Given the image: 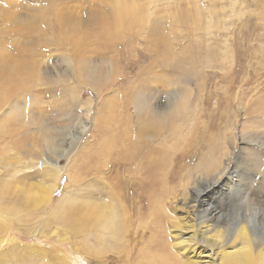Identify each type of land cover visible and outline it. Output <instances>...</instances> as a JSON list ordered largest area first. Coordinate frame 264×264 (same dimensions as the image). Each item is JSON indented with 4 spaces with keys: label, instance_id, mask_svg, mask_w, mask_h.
I'll list each match as a JSON object with an SVG mask.
<instances>
[{
    "label": "rangeland",
    "instance_id": "1",
    "mask_svg": "<svg viewBox=\"0 0 264 264\" xmlns=\"http://www.w3.org/2000/svg\"><path fill=\"white\" fill-rule=\"evenodd\" d=\"M134 2L143 7L141 11L146 10L145 15L148 12V18H142L133 30L126 26L116 33L106 26L114 0H0V83L15 79L12 74L19 66V56L24 55L31 68L26 70L27 79L23 78L26 92L8 96L5 87L0 86V264H51L48 261L54 258L52 264H98L81 250L92 240L91 235L85 239L89 217H83L90 209L76 213V220H83L84 225L75 234L71 226L69 230L50 221L48 213L60 194L74 196L79 185L85 188L86 183H93L91 192L81 196L80 202L103 197L110 169H91L88 165L92 161L86 158L104 134L103 123L94 119L103 118L99 111L106 109L100 106L105 98L116 94L123 99L124 91L137 84L150 91L158 90L153 92L158 102L167 95L177 93L173 98L178 99L186 94L182 126L192 125L191 134L203 126L201 140L188 139L187 156L180 161L181 176L177 174L167 183L172 192L162 203L168 218L163 215L155 221L154 249L167 246L174 264L197 260L191 252H184L187 248L183 245L190 235L187 230L196 223V216L188 208L189 196L216 178L214 190L202 193L206 201L222 211L223 221L214 228H228L249 219L252 232L264 235V209L255 201L249 203L251 198L264 197V0ZM84 63L100 70L102 80L97 88L80 84L79 70ZM63 84L81 85L78 103H71L66 110L60 109L62 102H69L67 95L60 94L58 87ZM85 98L90 99L86 130L78 142L75 138L72 141L67 133L73 131L75 135L80 129L77 121L83 122L85 117ZM69 115L74 118L65 127L66 139L62 142L67 153L56 160L64 171L50 198L49 187H53L58 175L43 173L38 124L46 121L63 130ZM170 129L159 135L158 141L164 138L166 144L172 143ZM231 171L234 172L228 176ZM76 174L77 182L67 183L69 175ZM142 203L137 202L139 211ZM125 208L128 210L127 201ZM69 212L70 216L67 212L63 215L74 222L76 216L73 210ZM239 235L236 243L224 247L226 251L246 245ZM74 236L80 240L72 247ZM239 254L245 258L238 264H264L260 252L251 258L245 252ZM131 255L134 258V251ZM107 261L105 264H119Z\"/></svg>",
    "mask_w": 264,
    "mask_h": 264
},
{
    "label": "bare ground",
    "instance_id": "2",
    "mask_svg": "<svg viewBox=\"0 0 264 264\" xmlns=\"http://www.w3.org/2000/svg\"><path fill=\"white\" fill-rule=\"evenodd\" d=\"M134 1L136 0H114L115 5L113 6V12L110 16L111 18L106 23L107 28H109L108 30L113 29L117 33L119 29L122 31L123 27L126 26H130L133 30L134 25L138 24L142 18H148H146L148 12L145 15L143 11L146 10L143 9V11H141L143 8L142 4V8H140L136 4L137 2L135 3ZM40 22L43 23V21ZM40 22L37 24H41ZM104 30L106 29L102 28V31ZM162 40L164 41L163 37ZM23 56L18 57L19 66H16L17 69L12 74L15 76V79H8L6 82L7 84H5L4 80V83H0V86L5 87L4 93L8 96L21 91L26 92L23 84V78L26 76L25 73L27 74L29 72L28 68L30 67L27 63L28 61ZM9 58L11 59V57ZM8 62L11 61L8 60ZM91 62L89 64H91ZM81 66V69L79 70L80 84H84L85 87L89 85L91 87L93 86L94 88H97L96 84L98 81L100 82L102 80L100 70L95 67L89 68L85 63ZM26 70L28 72H26ZM80 84L77 85L78 87L75 85L70 86L64 84L61 85V87L57 86L60 88V94L67 95L70 102H67L65 105V101L62 102L61 106L59 105L61 110H66V106H69L71 103H78V94L81 92V89L79 88ZM157 91H150L148 88L137 84L131 85V87L124 91L125 94L123 95V99L120 96L117 97L116 94H112L113 96L107 99L105 98L100 106L106 109L104 111H99L103 118L94 119L99 124L103 123L102 132H104V134L102 135V140L98 143V145H90L94 146V150L88 154V157H86L89 162L92 161V163L88 165V167H91V169L93 167H98L97 169H100V171L101 167H105L108 169V171L110 169L108 180H106V185H104V189L106 190L103 193V197H91L93 199L90 198L89 202H80L81 199L79 198L81 196H83L85 193L91 192L93 183H86L85 188L84 186L79 185L77 189L78 193L74 196L68 195L66 192L60 194L56 205L50 208L55 213H52L51 210L48 213V218L50 221L58 223L63 228H67L69 230L71 226V231L73 234H75V232H78V230L84 225L83 220H76L78 217V214L76 213H79V210L82 209H90L88 210L89 214L85 213V215H83V217H89L88 231L85 233V235H88L84 236L85 239H88L89 235H91L92 240L91 243H88V246H85L81 250L84 251L88 259L97 262L98 264H105L107 260L117 261L119 264H174V258L171 256L167 246H162V248L160 247V250L154 249V245H156L154 241L156 239L154 240L153 229L156 228H154L155 221L160 216L165 214L162 203L163 198L166 196L168 197V195L172 192V188L167 185L168 181L175 178L177 174H179V177L181 176L179 173V171L182 169L180 161L185 159L187 156L185 153V146L188 144V139H190V141H195L197 138L201 140L203 135L202 129L200 128L203 126L196 127L195 132L192 134L191 132L194 131V127L192 125L189 127L187 125L186 128L182 126L183 115L186 110L185 105L188 102L186 94H181L180 98L178 99L175 97L176 100H174L175 98H173V96H175L177 93L173 96L167 95V98L165 97L163 101L158 102L155 100L154 97L156 96L153 94V92L158 93ZM85 99L86 100L84 103L81 102L85 109V115L83 114L85 117L83 118V122L77 121L79 123L77 127L80 129L75 131L77 132L75 135L73 131L67 133L70 140L72 141L75 138L76 142H78V140L81 138L79 137L80 134L84 131V129L86 130L85 127L87 125L84 124H87L89 120L88 111L90 99ZM45 115L46 114H44V116ZM73 118L74 117L72 115L66 117L64 121L65 125H62L64 126L63 130L62 127H53L52 125L45 123L46 121L44 122L43 120L42 121L44 123L38 124L39 134H41L40 140L42 142L44 154L41 159V166L44 167L42 169L43 173L45 175H49L51 172H53V174L58 175L56 182L53 184L54 188L51 186L49 187L48 193L50 198L57 187L58 180L60 179L59 175H61V173L64 171L61 167L56 165V160L58 157L64 156L67 153V148H62V142L64 139H66L64 138L66 135L65 127L68 126L67 124L73 120ZM190 119L191 118L189 116V120ZM169 129L172 133V136L174 137V139L171 140L172 143L166 144L165 141L167 140L164 138H160L158 141L157 137H159V135L162 136L163 132L168 131ZM37 135L38 133L35 136ZM195 144L200 145V143L197 141ZM222 152L224 153L225 151ZM1 159H3V157ZM222 168L224 167L222 166ZM233 172L234 171H231L230 174L227 175L229 176ZM76 178H78V174H76L75 177L73 175H69L67 183H69L70 180L77 182ZM260 178L261 177H259V179ZM216 181L217 178L211 184L206 185V187L201 191L198 192V190H196L192 196H189V204L186 202L188 204V208L193 214L192 216H196V223L193 229L187 230L189 231L190 235L186 237L184 241L185 243L183 244L181 241L180 242L187 248L186 250L184 249V252H191L192 255L197 259L193 260L192 262L190 261L187 264H221L223 261L225 264H238L242 263L243 258H245L239 254L241 251L245 252L249 258H251V256L257 257L259 252L264 256V235L259 236L258 233L255 234L252 232L251 228L249 227V219L246 220L245 223L241 222L242 225H240L238 230H231V226H228V228H226L227 226L222 227L221 229L214 228L215 225H218L221 221H223L220 220L222 211L220 208L217 209L211 202L206 201V199L203 198L205 194L203 195L202 193L207 190L213 191ZM259 181H262L263 183L262 179ZM101 189H103V187ZM253 190L251 189V191ZM125 192L126 194L123 195ZM259 194L261 195L262 193ZM125 201H127L128 210L125 208ZM137 202H143L141 204V211H139ZM70 207L72 209H70ZM72 210L74 212V216H76L72 219L74 222L70 221L66 217L68 215H63V213L67 212V214L70 216L69 211ZM164 216L166 217L167 214ZM180 223V221L179 224L177 223L178 226ZM174 231L177 232L178 230L176 229ZM239 231L241 233H239ZM239 234H242V237L239 238H243L242 240L244 243H246V245L242 244V246H239L238 248L236 247L230 252L226 251L224 247L232 244L233 242L236 243L235 241L237 240L238 236H240ZM229 239H231L230 243L227 244ZM79 240L80 239H76L74 236L72 241L73 246H71L74 247ZM178 241L175 243L178 244ZM260 244L262 245L261 247L259 246ZM181 246L182 245L180 244V247ZM132 251H134V258H132L131 255ZM40 253L41 252H39L38 255ZM109 254L110 257H108ZM55 261L56 258L48 262L52 264V262Z\"/></svg>",
    "mask_w": 264,
    "mask_h": 264
},
{
    "label": "clouds",
    "instance_id": "3",
    "mask_svg": "<svg viewBox=\"0 0 264 264\" xmlns=\"http://www.w3.org/2000/svg\"><path fill=\"white\" fill-rule=\"evenodd\" d=\"M251 201H255V204L258 207L264 209V197H261V198H251V200L249 202H251ZM241 224L242 223H233V224H231V230H238L240 228V225Z\"/></svg>",
    "mask_w": 264,
    "mask_h": 264
}]
</instances>
